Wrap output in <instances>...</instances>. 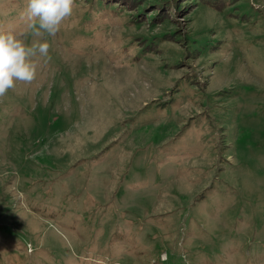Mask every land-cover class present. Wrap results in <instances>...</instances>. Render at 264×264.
Masks as SVG:
<instances>
[{"label": "rangeland", "instance_id": "obj_1", "mask_svg": "<svg viewBox=\"0 0 264 264\" xmlns=\"http://www.w3.org/2000/svg\"><path fill=\"white\" fill-rule=\"evenodd\" d=\"M46 39L0 98V264H264V0H75Z\"/></svg>", "mask_w": 264, "mask_h": 264}, {"label": "clouds", "instance_id": "obj_2", "mask_svg": "<svg viewBox=\"0 0 264 264\" xmlns=\"http://www.w3.org/2000/svg\"><path fill=\"white\" fill-rule=\"evenodd\" d=\"M74 6L75 0H27L23 29L19 33L0 29V98L15 89L17 82L31 84L36 79L35 58L51 60L46 37L56 36Z\"/></svg>", "mask_w": 264, "mask_h": 264}, {"label": "trees", "instance_id": "obj_3", "mask_svg": "<svg viewBox=\"0 0 264 264\" xmlns=\"http://www.w3.org/2000/svg\"><path fill=\"white\" fill-rule=\"evenodd\" d=\"M104 1V4H106V1H109V0H103Z\"/></svg>", "mask_w": 264, "mask_h": 264}]
</instances>
